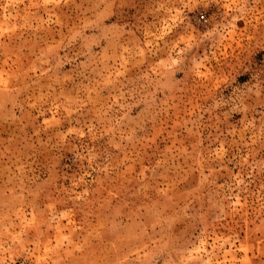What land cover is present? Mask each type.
Returning <instances> with one entry per match:
<instances>
[{"label": "rangeland", "instance_id": "rangeland-1", "mask_svg": "<svg viewBox=\"0 0 264 264\" xmlns=\"http://www.w3.org/2000/svg\"><path fill=\"white\" fill-rule=\"evenodd\" d=\"M0 264H264V0H0Z\"/></svg>", "mask_w": 264, "mask_h": 264}]
</instances>
